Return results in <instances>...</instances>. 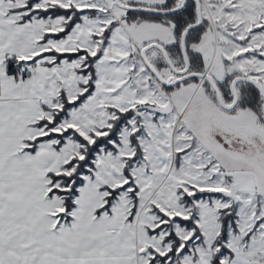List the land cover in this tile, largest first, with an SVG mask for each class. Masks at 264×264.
Here are the masks:
<instances>
[{
  "label": "snow or ice",
  "instance_id": "snow-or-ice-1",
  "mask_svg": "<svg viewBox=\"0 0 264 264\" xmlns=\"http://www.w3.org/2000/svg\"><path fill=\"white\" fill-rule=\"evenodd\" d=\"M0 264H264V0H0Z\"/></svg>",
  "mask_w": 264,
  "mask_h": 264
}]
</instances>
